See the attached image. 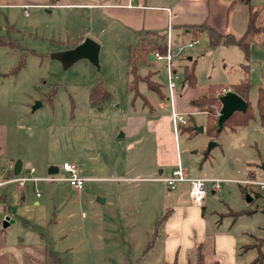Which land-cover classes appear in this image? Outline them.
<instances>
[{
  "label": "rangeland",
  "instance_id": "rangeland-1",
  "mask_svg": "<svg viewBox=\"0 0 264 264\" xmlns=\"http://www.w3.org/2000/svg\"><path fill=\"white\" fill-rule=\"evenodd\" d=\"M228 1L229 10L230 4L224 6L221 0H196L192 13L180 11L174 17L176 25L169 23L165 29H170L174 46L191 41L193 35L184 38V32L191 30L195 35L197 43L180 53L175 64L181 78L178 88L185 67L193 70L196 82L180 105L173 102L189 127L179 129L175 145H161L165 163L157 167L154 133L143 127L138 135H130L128 118L148 116L149 101L159 116L170 115L169 101L157 99L143 81L137 84L139 96L128 89V46L135 40L134 33H123L99 9L91 15L85 7L75 6L115 0H56L53 6L48 2L47 7L26 9L20 0H0V39L12 46H0V117L8 122L9 111L15 110L10 120L15 119L22 130L28 132L38 125L46 133L44 158L34 165V176L47 177L50 167L59 168L66 161L76 164L81 176L92 179L80 191L66 182L44 180L36 186L27 181L20 189L16 182L1 186L0 264H166L174 257H167L161 230L172 210L176 226H185L186 220L191 226L198 220L212 229L211 236L196 244L202 246L206 262L218 257L227 264H259L254 262L258 249L252 245L264 238V189L248 183L264 181L258 84L252 83L248 93L254 118L234 130L226 126L217 136L207 135L205 112L179 109L187 97L200 96L211 85L232 91L231 85L243 78L245 58L238 45L212 46L208 34L201 32L203 26L194 29L177 24L212 22L218 32L240 38L251 22L246 38L249 61H264V0ZM181 2L147 0L172 7ZM81 37L99 45L97 64L87 59L67 63L59 58ZM148 72L153 73L150 80L166 86L164 62L153 59L139 67V74ZM255 74L259 79L262 67L257 66ZM96 87L109 94L101 108L90 103ZM37 102L40 105L33 109ZM21 103L28 104V115L19 112L27 106ZM195 126H203V131ZM211 141L216 145L208 149ZM2 161L0 180L11 177L7 162ZM177 162L188 177L225 180L215 193L208 189L201 207H194L188 183L181 182L170 191L166 183L151 179L167 178ZM5 215L14 222L5 225ZM215 238L218 256L213 254ZM260 248L264 263V242ZM195 249L187 261L197 260Z\"/></svg>",
  "mask_w": 264,
  "mask_h": 264
},
{
  "label": "crops",
  "instance_id": "crops-1",
  "mask_svg": "<svg viewBox=\"0 0 264 264\" xmlns=\"http://www.w3.org/2000/svg\"><path fill=\"white\" fill-rule=\"evenodd\" d=\"M221 1L225 4L224 6L230 4L229 7L227 8L229 10V8L231 7V2L228 0H221ZM48 2L49 0H20L19 5L23 6L25 9L28 6L47 7V4L45 3ZM195 3L196 0H183V2L176 4L175 6L172 7L171 5L148 4L147 0H144L143 3L140 2L139 0L137 1L115 0L114 3H109V2L99 3V4L87 3L84 5H75V6L85 7L86 9H88L91 15L94 14V10L99 9L102 15L108 18H112L114 21H116L119 24L121 28L120 30L123 33L127 30L129 32H133L136 37V33L142 31H157L163 33L169 23L172 24V26L176 25V20L174 19V17L177 16V13L185 9H187L188 12L192 13V11L196 9ZM49 4L52 6L54 5L51 4L50 2ZM167 9H170V11H168ZM101 17L103 18V16ZM188 24H197V23L184 22L177 25L181 26ZM212 25L214 27L216 26L211 22V26ZM64 50L66 51L67 49ZM188 60H190V58H188ZM257 66H259V68L262 67V72H263V74H261V77L259 79L255 74V70ZM248 80L251 83V85L252 83H257L258 85H262V84L264 85V61L263 63L259 61L257 63V61L255 60L254 62L250 63ZM178 85L176 90L177 99L175 100V102L177 101V104H179L180 99L186 95V92L190 88V86L182 87V84L178 88ZM161 87L162 88L160 89V93L158 91H152V90L151 91L156 95L157 99L161 100L163 97L164 100L168 101L166 96L167 95L166 86L163 87L161 85ZM181 90L183 92L179 94V91ZM198 96L199 95L187 97L185 100L186 104L183 105L184 107L181 106V108L179 109L187 112L189 110L193 112H197L196 111L197 108L191 105V101L197 98ZM149 104L151 109L149 108L148 110L149 113L148 116L138 117L137 119L132 117L128 118L129 119L128 131L130 135H134V134L138 135L141 129L145 127L148 129L149 132L154 133V141L156 144V155H157L156 166L158 167L159 165H163V163H165L164 155L166 154V152H163V148L161 145L164 144L167 145L168 143L169 144L173 143V145H175L176 136L174 135L172 129V121L170 115L159 116L157 113H155L156 109L153 105H151L150 101ZM20 105L22 107L23 105L24 106L27 105L23 107L25 108L24 110H20L19 112L22 113L23 115H28L29 114V112L27 111V107H29L28 104L21 103ZM9 112L10 115L8 116L9 118L8 122L5 121L2 117H0V160H3L2 164H5L7 162L8 170L11 171L10 174L11 177L15 176L13 167L17 161H20L21 163L20 173L25 174L29 168H33L34 169L33 175H34L36 173V168H34V165H37L38 161L44 158V148H45L44 144L46 143V133L43 134L42 129L38 125L32 126L28 132L22 130L23 126L18 124V122H16L15 119L10 120V116L13 114H17V112L15 110H10ZM197 113H202V112L199 111ZM49 142L50 141L48 139V145ZM50 161L51 160H49L47 163H50ZM158 173L161 175L163 173V170H160ZM80 174H82L81 170H80ZM155 178H151V179L155 180ZM227 180L231 181L229 179ZM48 182H63V181H48ZM215 192L216 191H211V193H215ZM194 207H201V206H194ZM173 216H174V212L172 210V213L169 214L167 216V219L164 220L163 227L161 230L162 233L165 235L164 249L167 254V257L169 256L174 257L172 261H167L166 263H171L176 259L178 263L183 264L187 262L188 257H190V255L192 254L196 244L202 242L207 237L211 236V233L210 234L208 233L212 232V229L208 228L207 222L205 221L201 222L198 220L195 223H192L193 225L191 226L189 224V220L185 221V226H176L172 218ZM217 238L213 240V243L215 244V247L213 246V250H214L213 254L215 256H218V250H219ZM213 261H218L221 264H227L224 260H221L218 257Z\"/></svg>",
  "mask_w": 264,
  "mask_h": 264
},
{
  "label": "trees",
  "instance_id": "trees-1",
  "mask_svg": "<svg viewBox=\"0 0 264 264\" xmlns=\"http://www.w3.org/2000/svg\"><path fill=\"white\" fill-rule=\"evenodd\" d=\"M246 1V0H243ZM51 4H55L56 0H49ZM191 28H201L204 27L203 31H205L208 34V40L212 46L217 45H238L241 50L244 53L245 62L241 64V70L243 72V78L236 84L231 85V89L233 92L238 94L240 97H242L248 104V108L244 112L236 111L234 112L223 124V128L226 126L230 129L234 130L236 127L239 126H245L248 124V122L254 118L255 112L248 100V93L249 89L252 86L251 83L248 80V73H249V42H246V38L249 33L252 31V23L250 22L248 24V28L246 32L240 37L236 38L232 33H221L218 32L213 26L206 22L197 23V24H188ZM193 32V31H192ZM190 33L191 34V41L195 40V35L191 33V30H189L187 33L184 32L183 37L185 38V35ZM196 33V32H195ZM183 38V39H184ZM84 38L81 37L76 43H72L71 46L75 47L77 44L82 42ZM165 39L166 34L163 32H157V31H142L136 33V37L133 43H131L128 46V72L131 77L130 81L128 82V89L130 91H133L135 96H139L140 93L137 89V84L139 81H143L147 84V88L152 91H158L160 93L161 85L154 80H150V76L153 75L152 72H148L145 75L139 74V67L140 66H146L148 63H150V56L151 53L154 50L164 51L165 50ZM5 41H2L0 39V46L8 45L12 47L9 44H5ZM151 44V45H150ZM157 48V49H156ZM15 67L14 69H16ZM195 76L193 73V70L188 69L185 67L184 71V77L181 80L182 87L187 86H194L195 85ZM257 100H256V110L257 114L260 117L261 121L264 122V85H258L257 87ZM226 91V87H222L219 85H211L207 88V90L201 94L199 97L195 98L191 101V105L196 107L198 111L205 112L208 123H207V135H213L217 136L221 130H218L217 128V117L218 113L221 108L220 103V96L223 92ZM50 95V96H49ZM48 95V100L51 99V93ZM109 98V94L102 90L100 87H96L92 90L90 94V103L93 106H96L98 108L102 107V103ZM188 128L189 126H184L183 128ZM195 128V127H194ZM11 174V171L8 172ZM264 242V238L260 239L259 243H255L252 246H256L258 249V256L255 259V263L264 264L263 263V255L260 253V246ZM151 246V243H149V247ZM197 260L196 261H187L183 264H221L218 261H211L206 262L204 260V255L202 252V246L197 245ZM166 264H182L178 263V261L175 259L171 263Z\"/></svg>",
  "mask_w": 264,
  "mask_h": 264
},
{
  "label": "built area",
  "instance_id": "built-area-1",
  "mask_svg": "<svg viewBox=\"0 0 264 264\" xmlns=\"http://www.w3.org/2000/svg\"><path fill=\"white\" fill-rule=\"evenodd\" d=\"M167 10L170 11V9ZM164 33L166 34L165 50L162 52L159 50H154L151 55L154 60L162 61L165 64V69L167 72L166 91L167 99L171 107L170 117L172 121V129L174 135L178 136L179 129L181 127L187 126L188 124L184 115L174 108L173 102L175 101L177 93V85L181 79L177 73L175 59L180 53H183L189 48H192L197 42L195 40H192L188 43H182L180 45L174 46L172 43L170 29L167 32L164 31ZM20 170L21 167L17 175L6 178L4 180H0V187L5 185L6 183L16 182L18 183V187L22 188L27 181L32 182L34 186H36L38 181L44 180L63 181L68 183L74 190L80 191L84 188L85 182L92 180L91 178H84L83 176H81L78 166L69 162H63L56 174L49 175L44 178H38L34 176L33 168H29L25 174L20 173ZM60 171H62V174H60ZM155 180L166 183L170 191L175 190L177 185L181 182L188 183L189 200L190 203L194 206H201L203 200L207 196L208 189L210 188V190L212 191H218L221 186V182L223 181L222 179L218 178L188 177L179 162H177V165L171 171L170 176H168L167 178L157 177L155 178ZM248 183L258 186L260 189H264V181H248ZM2 220L9 225L14 222V220L7 215H5Z\"/></svg>",
  "mask_w": 264,
  "mask_h": 264
},
{
  "label": "water",
  "instance_id": "water-1",
  "mask_svg": "<svg viewBox=\"0 0 264 264\" xmlns=\"http://www.w3.org/2000/svg\"><path fill=\"white\" fill-rule=\"evenodd\" d=\"M241 1H243V0H241ZM98 54H99V45L96 43V41H94L91 38H85L82 40V42L77 44L75 47L61 52L59 54V58L63 62H67V63H72V62H75V61L80 60V59H87L90 62H92L93 64H97L98 63ZM150 59L153 60L152 55L150 56ZM219 100L221 103V108H220V111L218 113L217 123H216L218 130L222 129L225 121L234 112H236V111L244 112L248 108L247 102L242 97H240L238 94H236L235 92H233L231 90H229V91L225 92L223 95H221ZM39 105H40V102H37L36 105L33 107V109H35ZM195 129L198 132H202L203 126H195ZM215 145H216V142L211 141L209 143L208 149H211V147H213ZM20 167H21V163H20V161H17L13 167V171H14L15 175L18 173ZM57 172H58V168L54 167V166L50 167L48 170V173L50 175L56 174ZM246 201H248V202L251 201V196L249 194L246 195ZM101 202H102V200H101ZM5 225H8V223L5 222Z\"/></svg>",
  "mask_w": 264,
  "mask_h": 264
}]
</instances>
